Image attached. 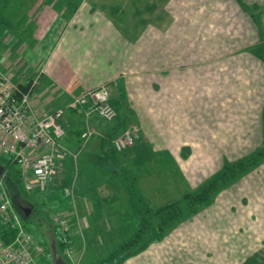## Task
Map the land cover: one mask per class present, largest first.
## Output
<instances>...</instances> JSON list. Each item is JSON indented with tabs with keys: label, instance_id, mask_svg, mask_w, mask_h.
I'll return each mask as SVG.
<instances>
[{
	"label": "crops",
	"instance_id": "crops-1",
	"mask_svg": "<svg viewBox=\"0 0 264 264\" xmlns=\"http://www.w3.org/2000/svg\"><path fill=\"white\" fill-rule=\"evenodd\" d=\"M74 1L65 4L76 3L66 20L61 9L53 21L48 3L24 8L15 0L5 16L27 19L20 23L27 36L14 32L19 41L8 46L0 33V71L9 70L5 62L13 56L7 64L12 80L33 84L30 100L37 117L65 108L88 90L108 89L116 127L129 128L134 144L117 152L103 148L99 139L84 140L83 114L65 111L60 144L77 157L67 158L58 176L66 183L74 175L77 185L64 204L58 199L63 204L58 209L68 222L67 246L81 253L91 243L98 250L110 246L104 263L111 264L108 259L143 224L138 209L145 202L154 208L177 201L225 162L264 145V0ZM212 23L216 28L204 32ZM187 39L190 45L182 47ZM197 39L207 42L202 55L222 58L206 64L202 85L213 84L218 71V83L244 88L247 95L219 102L206 90L198 97L197 66L184 64L198 55L192 48ZM231 111L236 117L229 121ZM92 121L102 132L110 129L96 117ZM236 137L242 139L230 141ZM196 154H206V163ZM201 165L206 166L199 170ZM126 172L136 178L141 196L129 192ZM153 176L160 178L158 196L145 195V182ZM48 184L47 190L53 188ZM115 233L125 237L117 242L110 235ZM39 259L49 261L46 252ZM118 264H264V161Z\"/></svg>",
	"mask_w": 264,
	"mask_h": 264
},
{
	"label": "built area",
	"instance_id": "built-area-1",
	"mask_svg": "<svg viewBox=\"0 0 264 264\" xmlns=\"http://www.w3.org/2000/svg\"><path fill=\"white\" fill-rule=\"evenodd\" d=\"M32 87L30 84L23 88L0 71V157L16 165L27 193L35 188L42 191L53 175L61 173L67 158L74 161L77 157L76 153L60 144L65 136L61 124L65 111L76 110L83 114L85 120L95 116L105 123L113 122L117 115L110 104L108 89L99 86L72 98L65 108L37 117L30 100ZM92 134L93 130H85L81 138L88 140ZM133 144L134 135L130 130L121 131L111 141L117 152ZM0 219L2 224H10L16 229L12 242L3 244L0 241V264H36L35 258L44 256L45 250L26 230L19 213L13 208L3 174H0ZM54 221L63 232L68 230L61 213L55 214ZM74 253L72 245L66 249L67 257H74ZM72 264H75L74 260Z\"/></svg>",
	"mask_w": 264,
	"mask_h": 264
},
{
	"label": "rangeland",
	"instance_id": "rangeland-1",
	"mask_svg": "<svg viewBox=\"0 0 264 264\" xmlns=\"http://www.w3.org/2000/svg\"><path fill=\"white\" fill-rule=\"evenodd\" d=\"M16 1H18V0H16ZM40 1H42V3L44 5H45V3H48L47 5L49 8V11L50 10L53 11V17H54L53 21L58 20L61 17L59 15V12H61L60 11L61 9L63 10V16H64L63 18H64V20H66L67 17H69V15L72 13V9L76 6V3H72V4H70V7H68V8L66 7L65 4H67L68 1L72 2V0H20V4H21L20 6L25 8V6L28 5V7L31 8L36 2H40ZM13 2H15V0H8L5 8L3 9L2 14L0 13V33L5 34V36L2 38H5L4 42L8 46L13 45L15 43V41L17 40L16 36H15L16 38L15 37L13 38L14 32L20 33L21 35H23V37L27 36V34L25 33V28H24L26 26L20 25V23L22 24L23 22H26L27 19H21V20L19 18L17 19L16 17H18L19 15H17V16L11 15V17L5 16V13L8 10H9V12H11V11L13 12V4H12ZM52 4H53V6H52ZM72 6H73V8H72ZM22 10H24V9H22ZM27 13L29 14V10L27 11ZM17 21H18V26H15L14 22H17ZM18 28H20L19 31H17ZM206 28L207 29L204 32H209L210 30H213L216 28V24L212 23L210 25H206ZM1 41L2 40H0V42ZM18 41H19V39H18ZM18 41H16V42H18ZM181 43H182V47H188V45H190V43L188 42V39L186 40V42H185V40H182ZM0 44H2V43H0ZM23 48H25L24 45H23ZM192 48L198 50V55L196 57H188L184 64H189L188 62L192 61V63L197 66V75H198V80H199V86L197 89L198 97L204 96V94L206 93V90H208V92H210V94H213V97L215 100H218L219 102H221L222 98H229V99L236 98L237 97L236 95L240 94L239 92H246L245 93L246 95L249 93L248 90H246L244 88L234 87L233 90H231L228 85H225L224 83L223 84L218 83L217 81L220 80V79L216 80V78H218L220 76L218 71L216 72V74H214L215 79H213L214 80L213 84H211V82H210V83L206 84V86H205L204 85L205 82H204L202 85V82L205 79V75H206V72H205L206 64L207 65H216L221 61L222 58L221 57H214V56L210 57V56L202 55V52L204 51V49L207 48V42L206 41H201L200 39H197L195 42L192 41ZM11 51L13 52V49H11ZM12 55H14V53H12ZM12 57L8 56L6 59L7 61L5 62V65L7 66L6 68L10 70V71L6 70L5 72L11 78V80L13 79V77H15V74H13V71H11L12 70L11 65H12L13 60H10V58H12ZM19 60L21 61V63L23 65H24V62H26L25 57H22ZM8 61L11 63V65H7V64H9ZM221 107L222 106H220V108ZM73 111H75V110H73ZM94 117L95 116L88 117V120H85L86 124L87 123L88 124L86 127H84L83 131L88 130V129H90V131L93 130V134L90 137V140L95 138V139H99L100 141L101 140L106 141L107 140V134H109L108 130L106 132L100 131L97 127L96 122L92 121ZM234 117H236V113L231 111L230 117H228V115L226 113L225 119L232 121V119ZM96 118L99 119L100 121H102L103 123H105L100 118H98V117H96ZM237 122L238 121L236 119L234 121V123H237ZM105 124H107L111 127L113 126L114 128L117 129L115 120L111 123L106 122ZM124 130H130V129L129 128H125V129H121V130L117 129V133L110 139V142L121 131H124ZM241 139L242 138H240V137L230 138V141L232 140V141L236 142L238 140L240 141ZM205 156H206V154H196V157L198 159H202L201 163H203V164L206 163V161L204 159ZM221 156H222V154L218 155V157H221ZM205 166H203V165L198 166L199 170ZM14 167H16V165H14ZM121 174L125 175V170L123 172H120L119 175H121ZM200 174L201 173H199V175ZM126 176H125L126 177L125 180L128 182L129 192L131 191V193L134 196H141V194L137 188L136 178L133 175L132 176L128 175L127 172H126ZM200 179H201L200 177L193 178V181L198 182ZM156 180H158V182H159L160 178L156 179V177L153 176V177H151V181L147 180L145 182V195L158 196V191H156V190H158V188H160V186L159 185H158L159 187L156 186L157 185ZM68 181L66 183L63 182L62 177L58 176V174H55L46 183L45 188L42 191L39 190L41 193H39L38 189H36V188L34 190H32L31 192H28L25 199L28 203L33 204V205L28 204L27 202L23 201L20 198L16 202V206L18 207V211H19L17 213H19V215L20 214L24 215V212L22 209L19 208V205L30 209V214H29V216H27V217H29V219L25 220L23 223H24L25 227L28 229V232L34 237V239H36L44 247L45 252L47 253L48 258H49L48 259L49 261H47V260L39 259V257H36L35 258L36 264H54V262H53L54 243L56 246L60 245L58 243V238L61 237L62 240L65 239V236L68 232V230L66 232H63L62 229L54 221L55 214H57V212L60 213L58 208L61 206V204L62 203L64 204V202L69 200L73 193L75 195V191H76L75 189H76V185H77L76 176L73 175L72 180H71V178H69ZM49 182H53L54 186H53V188L50 187L51 189L47 190ZM193 185H195V183H193ZM194 190L195 189H192V190H188L186 192H192ZM58 199L61 200V202H62L61 204L58 203ZM170 202H173V201H170ZM170 202H166L165 204L170 203ZM145 206L150 207L146 202H145ZM161 206L162 205L155 206L154 208H152V207H150V208L156 209V208L161 207ZM13 208L15 209L14 206H13ZM141 208L139 207L138 213H140L142 215L141 211H144L145 207L143 209H141ZM21 215H20V217H21ZM65 220L67 222V219H65ZM67 224H68V222H67ZM144 225H145V218L143 219V224H141L138 227L137 231L141 227H143ZM137 231L134 232L133 236L136 235ZM78 235L81 236V234H78ZM103 235H105V234H103ZM110 235H112L113 237L117 236L118 237L116 240L117 242L120 241V238L125 237L124 234H122V233H120V234L115 233V234H110ZM128 235H126V237H128ZM131 235L132 234H130V236ZM101 236H102V234H101ZM133 236H131L130 239ZM122 241H123V239H121V242ZM65 245H66L65 247H68L67 241H65ZM89 245H90L89 247H92V248H88V249L84 250L82 253L79 252L78 250H75V253H74L75 264H106V263H104L107 261V259H106L107 257H105V256L107 255V253L109 251H113V249H109L110 246H109V248H106L107 246H105V247H103L105 249L98 250V248L94 249V247H93V246H95L94 243H91ZM115 253H116L115 256H112L113 258L108 259L109 262H112L111 264H116V263L118 264L120 261L124 260V258H119L120 254L119 253L117 254V251H115ZM99 260H101V263L98 262Z\"/></svg>",
	"mask_w": 264,
	"mask_h": 264
},
{
	"label": "trees",
	"instance_id": "trees-1",
	"mask_svg": "<svg viewBox=\"0 0 264 264\" xmlns=\"http://www.w3.org/2000/svg\"><path fill=\"white\" fill-rule=\"evenodd\" d=\"M7 2L8 0H0L1 14ZM27 86L28 85H21V87L24 88H27ZM108 133L107 140H101L102 147H109L113 150L114 148L111 147L110 139L117 133V129L110 126ZM105 154L107 153L105 152ZM105 157H107V155H105ZM262 161H264V145L238 160L225 162L219 170L208 177L194 191L185 192L179 200L164 204L156 209L145 206V210L141 211L145 218V225L141 227L137 231L136 235H134L128 242L119 247L117 251V254H120L119 258H126L141 250L150 242L157 240L163 235L166 228L180 222L192 213L196 212L200 207L208 204L219 190L234 182L244 173L259 165ZM0 165L4 171L3 175L5 185L11 197L12 204L15 207V210L19 212L16 202L19 198L26 201L25 197L28 194L23 189L19 170L17 167H14V164L4 157H0ZM21 219L22 222H24L29 219V217L21 215ZM26 230L28 231L27 228ZM15 235V227L10 224H2L0 219V241L3 242V244H9L13 241ZM58 243L60 245H55V252L63 259V261L66 262L67 256L64 252L66 246L65 241L64 239L62 240L59 238Z\"/></svg>",
	"mask_w": 264,
	"mask_h": 264
},
{
	"label": "water",
	"instance_id": "water-1",
	"mask_svg": "<svg viewBox=\"0 0 264 264\" xmlns=\"http://www.w3.org/2000/svg\"><path fill=\"white\" fill-rule=\"evenodd\" d=\"M3 172H4L3 168L0 165V174H3ZM22 210L24 212V216H26V217L29 216V214H30L29 208H23ZM53 262H54V264H65L63 259L56 252L53 253Z\"/></svg>",
	"mask_w": 264,
	"mask_h": 264
},
{
	"label": "flooded vegetation",
	"instance_id": "flooded-vegetation-1",
	"mask_svg": "<svg viewBox=\"0 0 264 264\" xmlns=\"http://www.w3.org/2000/svg\"><path fill=\"white\" fill-rule=\"evenodd\" d=\"M19 208H20V209H23V208H25V207H23V206L19 205Z\"/></svg>",
	"mask_w": 264,
	"mask_h": 264
}]
</instances>
